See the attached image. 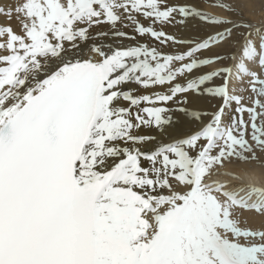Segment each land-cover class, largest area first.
<instances>
[{
  "label": "snow or ice",
  "instance_id": "6c2138e0",
  "mask_svg": "<svg viewBox=\"0 0 264 264\" xmlns=\"http://www.w3.org/2000/svg\"><path fill=\"white\" fill-rule=\"evenodd\" d=\"M215 7L0 0V264H264V189L209 182L264 153V31Z\"/></svg>",
  "mask_w": 264,
  "mask_h": 264
},
{
  "label": "bare ground",
  "instance_id": "6f19581e",
  "mask_svg": "<svg viewBox=\"0 0 264 264\" xmlns=\"http://www.w3.org/2000/svg\"><path fill=\"white\" fill-rule=\"evenodd\" d=\"M237 1V0H235ZM240 2V6L243 7L244 15L246 17L241 16L240 13L234 12L231 14L230 18L237 20L240 23H246L249 25H252V30L255 31V29L259 28L262 31H264V0H238ZM17 0H4V3H16ZM188 3L193 4L198 8V10H202L207 12L209 15L217 16L220 18H223L225 16V13L222 9H219L215 7L216 0H187ZM145 24H147V21H143ZM7 21L4 17L0 16V26H6ZM11 26L13 29L19 33L21 31L20 25L13 20L11 23ZM124 31L128 32L130 35L132 34V29L130 28H124ZM168 33H174L177 35H183V33L180 32L178 26L172 27L168 26L164 29ZM109 31L107 26H101L94 30L93 34L95 36L96 32ZM142 42H145V38H141ZM107 42H113L111 36L106 38ZM146 42L152 43L151 38H146ZM259 41L257 40V43ZM230 52H235L236 49H230ZM219 67V66H218ZM214 70L213 68L205 69L204 71H211ZM247 82L239 83L237 82L235 84V87L237 91H240V89L244 88ZM246 87V86H245ZM236 91V92H237ZM134 94H141V92H137ZM246 100V99H245ZM216 102H211L212 105H214ZM144 134H152L156 135L155 132H148L145 131ZM221 172H228L231 173L234 176H239V181L231 180L229 177L226 176H217L213 175L209 178V182H221V183H229L234 186H239L241 183L258 187L261 189H264V169H261L256 166V164L253 165V163H248L242 165L239 164L236 161H233L231 164H227L224 169L220 170ZM238 209V208H236ZM234 210V218L239 223V226L242 229H251L253 231H263L264 230V214H259L252 211H247L246 209L243 210V212H240L238 210ZM249 210V209H248ZM242 211V210H241ZM246 211V212H245Z\"/></svg>",
  "mask_w": 264,
  "mask_h": 264
},
{
  "label": "rangeland",
  "instance_id": "374dc122",
  "mask_svg": "<svg viewBox=\"0 0 264 264\" xmlns=\"http://www.w3.org/2000/svg\"><path fill=\"white\" fill-rule=\"evenodd\" d=\"M258 1V0H257ZM221 2H227V3H229V4H231V6L235 9V12H237V13H240V15L242 16L243 15V17H246V15H244V10H243V7H241L240 6V2L237 0V1H235V0H216V2L215 3H213V5L214 4H217V3H221ZM207 69H209V68H207ZM212 71V70H211ZM245 82H247V81H245ZM246 86V87H245ZM243 85V87L244 88H242V89H248L249 88V85H248V83L246 84V85ZM236 95H240V96H243L244 97V99H246L245 101H247V99H248V97L251 95V93H250V91H237L236 93H235ZM257 157H258V159L256 160V161H250L249 163H253V165L254 164H256V166L257 167H259V168H261V169H264V153H260V152H258L257 153ZM236 162H238V161H236ZM239 164L241 163V162H238ZM242 165H244V163H241ZM245 164H248V163H245ZM235 210V209H234ZM236 210H238V211H240V212H243V210L244 209H240V208H238V209H236ZM242 210V211H241ZM247 211H252V210H248V209H246ZM246 212V211H245ZM235 213V212H234ZM236 219V218H235ZM238 225H239V223H238ZM245 229H247V228H245ZM247 230H251V229H247ZM264 231V230H263Z\"/></svg>",
  "mask_w": 264,
  "mask_h": 264
}]
</instances>
